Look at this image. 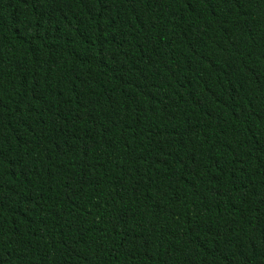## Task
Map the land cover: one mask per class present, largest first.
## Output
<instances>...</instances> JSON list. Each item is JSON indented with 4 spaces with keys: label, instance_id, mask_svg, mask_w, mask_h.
<instances>
[{
    "label": "trees",
    "instance_id": "16d2710c",
    "mask_svg": "<svg viewBox=\"0 0 264 264\" xmlns=\"http://www.w3.org/2000/svg\"><path fill=\"white\" fill-rule=\"evenodd\" d=\"M0 264H264V0H0Z\"/></svg>",
    "mask_w": 264,
    "mask_h": 264
}]
</instances>
